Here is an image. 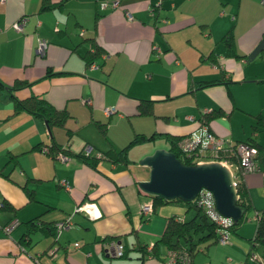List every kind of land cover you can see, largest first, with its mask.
I'll list each match as a JSON object with an SVG mask.
<instances>
[{
  "label": "crops",
  "instance_id": "0c3cea01",
  "mask_svg": "<svg viewBox=\"0 0 264 264\" xmlns=\"http://www.w3.org/2000/svg\"><path fill=\"white\" fill-rule=\"evenodd\" d=\"M48 1L51 6L44 9L40 0L0 1V82L5 85L0 86V151L6 155L0 168L8 177L0 174V202L14 206L0 209V264H102L94 255H112L104 247L110 240L118 241L129 258L118 264H163L149 245L165 216L171 211L187 218L192 212L180 215L157 206L140 216L138 203L147 197L136 180L147 177L148 166L134 155L148 152L155 137H181L196 132L201 122L224 145L252 141L260 147L259 168L240 181L249 203L241 222L247 218L254 224L247 233L240 231L241 222L235 230L245 239L252 236V212L264 205V0ZM20 16L25 20L15 29L11 22ZM227 30L230 48L219 39ZM39 37L46 41L40 54ZM91 41L101 48L95 67L85 66L80 56L92 48ZM46 70L53 73L45 76ZM17 78L29 81L12 90L17 98L35 94L67 110L62 125L48 131L42 117L14 110L6 86ZM213 78L220 81L197 85ZM139 98L150 99L149 113L136 112ZM105 106L112 111L105 113ZM210 109L219 114L205 122L202 113ZM256 116L261 123L254 127ZM133 132L159 135L128 147L125 163L98 158L92 167L74 155L122 147ZM51 144L65 150L50 151ZM59 150L67 154L65 162L55 157ZM220 151L205 159L228 155V148ZM9 153L16 154L13 163L7 161ZM27 177L36 178L27 181L32 198L18 185ZM62 178L68 189L60 185ZM84 200L95 203L98 216L88 218L75 209ZM66 216L68 226L55 235L45 233V223ZM11 218L17 223L4 232L1 226ZM29 218L35 222L30 229L24 223ZM253 251L264 257L262 245Z\"/></svg>",
  "mask_w": 264,
  "mask_h": 264
},
{
  "label": "trees",
  "instance_id": "16d2710c",
  "mask_svg": "<svg viewBox=\"0 0 264 264\" xmlns=\"http://www.w3.org/2000/svg\"><path fill=\"white\" fill-rule=\"evenodd\" d=\"M39 9L48 8L51 6L49 4L48 0H40L39 2ZM219 39L223 41L225 46L227 48L231 47L232 44V36L230 30H227ZM92 48H87L84 50L80 56L83 60V64L85 66H88V64L93 61L95 58L99 56L101 53V48L98 47L97 44H95L93 41H91ZM50 70H46L45 76L50 75ZM220 79L213 78V79H206V80H199L197 82V85H205V84H211V83H217ZM29 81L24 79H14L7 87L9 91V97L12 101V106L14 110L22 109L26 110L29 113L42 117L46 123L47 130L49 131V128L54 125H62L65 118L68 116V112L64 107H55L53 104H51L47 99H45L43 96L35 95V94H29L26 97L23 98H17L13 93L12 90L28 84ZM0 86H5L2 82H0ZM151 101L150 99H144L139 98L137 104H136V112L139 114H145L149 113L151 111ZM219 114V110L216 109H210L209 111H206L202 113V120L207 122L210 118L216 116ZM257 117V120L255 122V126L260 125L259 117ZM97 127L101 129V126L99 123H96ZM156 135L148 133L145 134L143 132H133L131 137H129L127 143L123 145L122 147H116L111 148L108 150H105L103 154L105 155L103 158L110 160L111 162L117 163L122 162L125 163L128 160V157L126 155V150L130 145H133L134 143H139L143 141H149L153 139ZM164 135V134H161ZM166 139H168V145L167 149L172 151L180 161L184 163H189V159H187L185 156H183L179 150L176 147V140L178 139L179 135L177 136H169L164 135ZM250 144H253L256 147V154L255 159L257 166L259 168V165L262 161V155L260 151V147L257 146L252 141H247ZM56 149H63L60 147H57L55 144L48 145V150L53 151ZM65 150V149H63ZM16 154L9 153L7 161L11 160L13 163L15 159ZM75 156L83 160L88 165L94 167L96 160L100 157L90 155V154H83L81 152H75ZM6 161V162H7ZM0 174L7 177L6 174H2L1 168H0ZM8 178V177H7ZM32 179H36L33 177H27V179L21 183H18L19 187L27 194L28 198H32V189L31 187H27V181H31ZM139 190V189H138ZM142 194L146 195L147 198H150L151 201V211H155L156 207L159 205H162V203H169V202H179L182 203L184 206V210H190L192 213L187 218H182L179 215H176L170 211L169 214L165 216V221L163 228L158 235V237L151 243V246L149 247V250L151 251L152 256H154L156 259H162L163 255L158 256V251L161 247L164 249L170 248V247H184L186 251L189 253L190 259L193 253V249L195 247L196 242L198 241H204L207 240L206 246L210 243H214L217 241V229L218 225H216L213 221L209 220L207 216L201 211L198 204L195 202L194 198L190 200H181L179 198H170V199H164L158 195L154 194H147L141 190H139ZM236 193L237 196L234 199V202L242 207V215L238 217L236 220L231 221L228 223L225 227L229 232H234L236 230L237 225L241 222L243 219V211L246 209H249V203L244 197V191L242 187L240 186V183L236 187ZM14 208L13 205H11L9 202L2 200L0 202V209H8L12 210ZM259 211V217L257 218L255 222V229L253 231L252 236L247 237L246 241L248 242V247L246 250V255L248 256L249 253H251L257 245H262L264 247V205L257 209ZM141 216V214H139ZM38 215H35L33 217H37ZM147 216V215H146ZM145 216V217H146ZM143 217V216H142ZM26 223L27 228L30 229L33 225H35V222L29 218L28 220L24 221ZM32 225V226H31ZM52 225V226H51ZM2 230L4 232H7L3 229V225L1 226ZM45 233L49 235H55V227L54 222L52 224L45 223L44 225ZM193 234L196 235L195 240H192ZM106 238L108 236H105ZM20 243H25L23 238L19 239ZM205 246V247H206ZM139 247V246H138ZM142 249V246L139 247ZM203 250V248H201ZM124 252V250H122ZM123 252H121L120 255L117 256H123ZM164 252V251H163ZM254 252V251H253ZM141 256H139L140 258ZM226 261V259H225Z\"/></svg>",
  "mask_w": 264,
  "mask_h": 264
},
{
  "label": "built area",
  "instance_id": "2783aa9c",
  "mask_svg": "<svg viewBox=\"0 0 264 264\" xmlns=\"http://www.w3.org/2000/svg\"><path fill=\"white\" fill-rule=\"evenodd\" d=\"M100 4H105V1L100 2ZM24 20L25 18L23 16H20L11 22V26H13L15 29H20L21 24ZM45 45V39L43 37H39L37 39L35 48L36 52L42 53ZM80 101L88 102V99L81 98ZM112 109V106H105L102 108L105 113L111 112ZM222 140V137L213 134L210 130L207 129L205 124L201 122L199 123L196 132L185 133L181 137H179L176 140V147L183 156L189 159V163L206 161L205 157H214L219 154V152H221L220 150L228 148V153H226L228 155L226 157H223L221 159L207 160H218L228 168L231 183L236 191V187L240 183L242 175L247 171L258 168L255 159L256 147L247 141H238L232 143L231 145H224ZM55 154L59 160H67L68 158L67 154L61 152L60 150ZM94 156L103 158L105 155L99 151H96L94 153ZM261 173L264 181V170H262ZM60 183L66 189L69 188V183L66 179H60ZM193 198L200 207L201 211L207 216V218L218 225L217 240H220L222 242L227 241V229L225 226L231 222V218L229 216L221 214L216 209L211 191L206 187H200ZM75 209H81L87 214L88 218H95L96 215H99V210L97 209L95 203L90 200H84L80 202L75 206ZM137 212L143 217L151 212L150 198H146L145 200L138 203ZM258 217L259 211L256 209L252 212V218L256 221ZM16 223L17 220L15 218H11L3 224V229L8 231ZM69 223V216L55 221V232H58L59 229L68 226ZM74 244L76 245V242H74ZM104 247L106 252H110V254L114 256L120 255L122 252L121 244L118 241L116 242L115 240L106 241ZM248 256L256 258L257 264H264V257H261L259 255L256 256L253 251L249 253ZM228 260L229 257H226V261ZM159 261H161L163 264L191 263L189 253L184 247H170L164 249L163 258Z\"/></svg>",
  "mask_w": 264,
  "mask_h": 264
},
{
  "label": "water",
  "instance_id": "95a60500",
  "mask_svg": "<svg viewBox=\"0 0 264 264\" xmlns=\"http://www.w3.org/2000/svg\"><path fill=\"white\" fill-rule=\"evenodd\" d=\"M138 161L148 166L147 177L136 180L141 191L164 199L190 200L200 187H206L221 214L232 220L241 216L242 207L234 202L236 193L229 170L218 160L184 163L167 148L157 147Z\"/></svg>",
  "mask_w": 264,
  "mask_h": 264
},
{
  "label": "rangeland",
  "instance_id": "374dc122",
  "mask_svg": "<svg viewBox=\"0 0 264 264\" xmlns=\"http://www.w3.org/2000/svg\"><path fill=\"white\" fill-rule=\"evenodd\" d=\"M36 53H38V52H36ZM38 54H40V53H38ZM88 66L89 67L90 66L95 67V66H97V64L94 61H91L88 64ZM145 142L146 141L134 143V144H143ZM152 143L156 144L157 146H151ZM134 144H133V146H134ZM149 144H150V147H148L149 153L154 148L163 147V145L167 146L166 139H164L163 137H158V138L155 137V139L152 140V142H149ZM129 147H132V145H130ZM41 150L45 151L46 150L45 146L44 147L42 146ZM61 152L65 153L64 151H61ZM148 152H146V153H148ZM136 154L134 155L135 159H139L141 157V156L139 157L140 152L137 151ZM2 155H3V157L6 156L0 151V157ZM55 157L57 158V156H55ZM62 161L65 162L66 160H62ZM59 183H60V180H59ZM41 184H44V183H41ZM60 185H62V184L60 183ZM164 207H169V209L171 208L172 210L176 211V213H178L180 215H183L184 213L187 212V211L184 212V206L182 203H179V202H169V203L165 202V203H162V205H159L158 208L162 209ZM79 210L82 211L81 209H79ZM83 213L87 216V214L85 212H83ZM248 213L249 212L245 211V215H247ZM185 215H190V212L188 211ZM96 216H98V215H96ZM248 220L249 219L245 218V220H243L241 222V224H243V226L240 225V231L242 233H247L250 230L251 226L254 224L253 220H250V221H248ZM137 233L140 236H142V233H140L139 231H137ZM226 233H227L228 242H222L220 240H217L214 243H211V244L209 243L207 246H206V244L208 242L207 240L196 242L195 247L193 249L192 257H191V264H224L226 257H229L231 260L228 262L229 264H235L234 262H238V264H241L239 262H241V260L244 257H246V260H251V261L255 260L257 262L256 258L245 255V250L247 248V242H246V239L244 238V236H242L240 234H236L234 232H229L228 230H226ZM243 235H245V234H243ZM195 237H196V235L193 234L192 240H195ZM201 248H203V250H201ZM254 254L257 256L258 253L254 252ZM160 255H163V252H161L159 250L158 256H160ZM94 256H95V259L101 260L102 264H109L108 262H105L106 260L107 261L110 260V264L123 263V262L129 260L128 256H112V255L108 256V255L102 254V252H100V251L97 252V254Z\"/></svg>",
  "mask_w": 264,
  "mask_h": 264
},
{
  "label": "clouds",
  "instance_id": "9594fccd",
  "mask_svg": "<svg viewBox=\"0 0 264 264\" xmlns=\"http://www.w3.org/2000/svg\"><path fill=\"white\" fill-rule=\"evenodd\" d=\"M235 193H236V191H235Z\"/></svg>",
  "mask_w": 264,
  "mask_h": 264
}]
</instances>
